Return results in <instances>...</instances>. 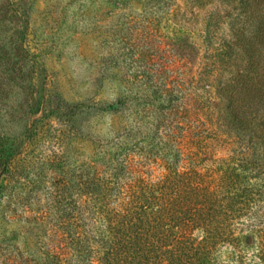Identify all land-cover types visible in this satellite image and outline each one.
Here are the masks:
<instances>
[{
    "label": "rangeland",
    "instance_id": "obj_1",
    "mask_svg": "<svg viewBox=\"0 0 264 264\" xmlns=\"http://www.w3.org/2000/svg\"><path fill=\"white\" fill-rule=\"evenodd\" d=\"M148 1L0 0V264H47L44 229L77 222L84 162L118 131L151 127L161 94L215 157L264 175L259 20L222 0Z\"/></svg>",
    "mask_w": 264,
    "mask_h": 264
},
{
    "label": "trees",
    "instance_id": "obj_2",
    "mask_svg": "<svg viewBox=\"0 0 264 264\" xmlns=\"http://www.w3.org/2000/svg\"><path fill=\"white\" fill-rule=\"evenodd\" d=\"M152 1L157 10L180 6ZM222 1L264 28V0ZM160 99L151 127L118 131L101 144V158L84 162L67 213L77 207V222L67 235L55 222L44 229L47 264H264V175L248 161L215 157L210 135L185 128L172 99ZM5 168L0 149L1 174Z\"/></svg>",
    "mask_w": 264,
    "mask_h": 264
}]
</instances>
